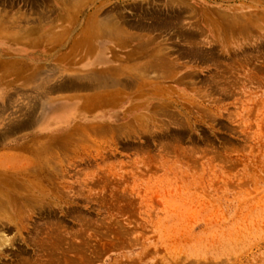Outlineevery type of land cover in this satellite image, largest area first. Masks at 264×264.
I'll use <instances>...</instances> for the list:
<instances>
[{
	"label": "rangeland",
	"instance_id": "374dc122",
	"mask_svg": "<svg viewBox=\"0 0 264 264\" xmlns=\"http://www.w3.org/2000/svg\"><path fill=\"white\" fill-rule=\"evenodd\" d=\"M13 61L0 264H264V0H0Z\"/></svg>",
	"mask_w": 264,
	"mask_h": 264
},
{
	"label": "crops",
	"instance_id": "0c3cea01",
	"mask_svg": "<svg viewBox=\"0 0 264 264\" xmlns=\"http://www.w3.org/2000/svg\"><path fill=\"white\" fill-rule=\"evenodd\" d=\"M10 63H5L3 62L2 65L0 64V68L2 66V70H0V106L1 109H4V101L6 98L9 97L8 93L6 94L5 91V86H10V70H11V77H12V86L15 88V90L19 87L22 86V82L25 85H28L29 82H31V77L25 75H22L21 71L17 68V62L13 61L11 62V68H7L6 66H10ZM23 84V85H24ZM17 87V88H16ZM57 89L55 91V93H65L64 91L68 90V86H62V83H60L58 86H56ZM14 90V91H15ZM13 91L14 95L13 100L16 95V93ZM8 95V96H7ZM7 96V97H6ZM113 96V94H109V95H104L102 96L100 94V92H93L90 93L88 96H83L81 97L79 94H76V96L74 98H81L82 102L80 104V109L82 110H87L89 112L92 111V113L99 109V107L101 106V102H102V98H111ZM12 97H9V99H11ZM66 97H58L56 98V100L61 101ZM50 100V104L52 105L53 99H49ZM14 108L16 107L15 105L13 106ZM52 111V109H51ZM60 114V111H59ZM62 114V113H61ZM37 112L36 110L30 108H23L20 107L19 111H15V109L12 112V120L7 124L8 126L5 128L1 127L0 124V132L2 133V135L0 136V139L3 138L6 135H12L14 138L25 134V133H31L34 130H36V126H37ZM6 129V131H5Z\"/></svg>",
	"mask_w": 264,
	"mask_h": 264
}]
</instances>
